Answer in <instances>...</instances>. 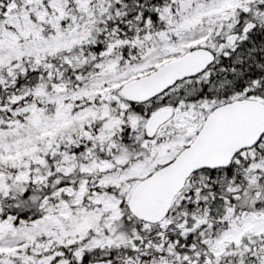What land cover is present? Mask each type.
<instances>
[{
  "label": "snow or ice",
  "instance_id": "obj_1",
  "mask_svg": "<svg viewBox=\"0 0 264 264\" xmlns=\"http://www.w3.org/2000/svg\"><path fill=\"white\" fill-rule=\"evenodd\" d=\"M0 264H264V0H0Z\"/></svg>",
  "mask_w": 264,
  "mask_h": 264
}]
</instances>
